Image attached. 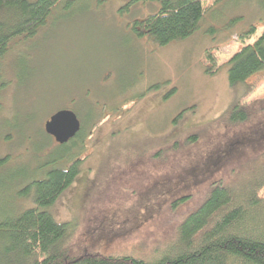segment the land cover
Here are the masks:
<instances>
[{"label":"rangeland","instance_id":"1","mask_svg":"<svg viewBox=\"0 0 264 264\" xmlns=\"http://www.w3.org/2000/svg\"><path fill=\"white\" fill-rule=\"evenodd\" d=\"M128 1L60 0L35 36L0 58V216L33 207L32 181L77 159V176L46 208L68 223L66 242L149 262L210 182L243 185L264 164V107L233 128L220 120L235 102L264 99V70L227 79L229 57L264 28V0H201L198 28L164 46L131 29L159 4L125 10ZM59 109L80 125L98 115L69 151L43 129Z\"/></svg>","mask_w":264,"mask_h":264},{"label":"trees","instance_id":"2","mask_svg":"<svg viewBox=\"0 0 264 264\" xmlns=\"http://www.w3.org/2000/svg\"><path fill=\"white\" fill-rule=\"evenodd\" d=\"M59 1L0 0V58L13 41L35 36ZM139 2L159 4V8L156 5V11L134 20L131 29L135 36L147 37L158 46L190 36L204 12L201 0H129L123 9ZM254 31L252 26L238 38L248 39ZM205 59L213 64L211 51L205 52ZM227 63L230 86L262 72L264 28L252 43L234 52ZM206 72L213 73L209 67ZM254 105L262 109L264 99L247 105L235 102L220 120L230 128L245 124L254 115ZM95 118L82 122L76 135L62 145L69 151L75 143H81L90 132L83 127L93 126ZM79 148L81 145L77 153ZM261 155L264 158V152ZM5 162V157L0 158V167ZM69 164L62 168L52 165L43 178L32 181L33 207L0 216V264H264V164L258 167L260 173L243 185H228L221 179L210 182L203 200L178 225L175 241L149 262L85 253L75 246L73 249L71 241L66 242L68 223L55 221L46 208L77 176L79 160Z\"/></svg>","mask_w":264,"mask_h":264},{"label":"water","instance_id":"3","mask_svg":"<svg viewBox=\"0 0 264 264\" xmlns=\"http://www.w3.org/2000/svg\"><path fill=\"white\" fill-rule=\"evenodd\" d=\"M44 132L59 144L72 139L80 129V121L70 109H59L43 123Z\"/></svg>","mask_w":264,"mask_h":264},{"label":"flooded vegetation","instance_id":"4","mask_svg":"<svg viewBox=\"0 0 264 264\" xmlns=\"http://www.w3.org/2000/svg\"><path fill=\"white\" fill-rule=\"evenodd\" d=\"M50 136V135H49ZM51 137V136H50ZM52 138V137H51ZM53 139V138H52ZM54 140V139H53Z\"/></svg>","mask_w":264,"mask_h":264}]
</instances>
